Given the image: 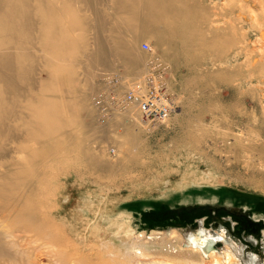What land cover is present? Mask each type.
I'll list each match as a JSON object with an SVG mask.
<instances>
[{"label": "rangeland", "instance_id": "obj_1", "mask_svg": "<svg viewBox=\"0 0 264 264\" xmlns=\"http://www.w3.org/2000/svg\"><path fill=\"white\" fill-rule=\"evenodd\" d=\"M167 1L136 0L150 6L144 21L132 0H0V92L15 128L0 140V264H100L97 235L114 234L120 216L124 230L174 228L221 251L224 232L242 264L264 263V130L222 131L242 93L264 86V0ZM97 38L103 64L91 58ZM253 41L261 54L248 73ZM157 69L167 74L153 84L165 83L173 109L147 121L138 107L133 125L124 95L138 74L146 94ZM259 102L252 110L264 119ZM41 121L60 123L51 136L65 143L44 166L52 141L35 136ZM37 176L26 205L22 188Z\"/></svg>", "mask_w": 264, "mask_h": 264}, {"label": "bare ground", "instance_id": "obj_2", "mask_svg": "<svg viewBox=\"0 0 264 264\" xmlns=\"http://www.w3.org/2000/svg\"><path fill=\"white\" fill-rule=\"evenodd\" d=\"M149 1H153L154 3H157L158 5H160V7L162 6L163 9H166V6H168L167 0H149ZM135 2L136 0L135 1L132 0L131 5H135L136 9L138 10L137 17L142 20L146 19L144 21H148L151 18L148 14V12L151 10L149 4L144 3L143 6L141 7V5L136 4ZM192 4L193 5H189L190 7L186 4H182L179 7H175V9L177 11L178 10L189 11L190 9L196 6L195 2H193ZM226 5H225V8H226ZM141 8L146 13V16L141 14ZM254 13L253 11L251 13H248V17H250V19L252 20L256 18ZM241 15H238V16H241ZM149 30H152L156 34L160 35L157 28L152 27ZM259 33H262V32H259ZM158 39H160V37H158ZM102 43L103 42L101 41V39L97 38V45L95 47L93 46L92 53H91L92 54L91 58L95 62H101V64H103L102 63L103 60L100 56L104 55L106 53V50L108 52L107 45H104ZM255 43L256 42L253 41L251 43V46L253 49H250L246 52L248 61L245 63V66H246L248 73H251L257 70L256 60H257V56L261 54V53H258L259 50L255 48ZM124 46L126 50L131 51L129 50L131 49V47L129 46L127 42L124 43ZM4 53L5 51L0 50V58L3 61L4 65L5 64L8 65L7 59L4 58L5 57ZM131 60H133V58H131L130 61ZM143 72L145 71L143 70ZM138 75H139L138 76L139 83L135 87V90H136L135 94L140 95L141 93L145 92V85H144L145 75L144 74H141V75L138 74ZM155 86H158V85L155 84ZM6 88L8 89V91H10V93H12L11 91L13 90H14L13 93L15 91L18 92V89L15 86L7 85ZM165 92L166 91H162V92L160 91L159 95L157 96L156 94L153 96V98L158 97V99H160V101L166 107L165 113H168L169 110L173 109L172 108L173 106L172 104L171 105L168 104L167 102L168 98L166 99L164 95ZM258 92L260 96L256 94L255 92H243L242 93L241 105L239 109L237 110V112L234 113V114H238L237 118L224 120L223 125H222L223 126L222 131H234V129H238L244 132L252 131L254 133L255 131H258V130L260 132L261 131L263 132L264 119L263 117L257 118L256 109L255 110H252V109L259 106L260 104L259 98L261 100L262 99L264 100V86H261L258 89ZM3 95L4 94L1 95V92H0V131H1L0 140L2 139L3 135H5V132H6L5 136H9L13 134L15 131L14 130L15 128L9 122V120H13L12 116L14 115V112L11 109L4 108L2 106ZM13 95L16 96V94H13ZM148 95L149 94H146L145 97H147ZM151 96L152 94H150L148 97H151ZM155 98L153 99V102L155 101ZM138 107H139V102L134 99H131L129 108L127 107L128 108L127 112L128 114H130L131 121L134 122L133 125L137 124V122L135 121L138 119V112H139ZM262 107L264 110L263 105ZM56 109H58V106H56ZM60 112L61 111L56 112V117L59 115ZM59 125L60 123H56L52 121L50 123L41 121L37 127L38 131L37 133H35L36 137H39L45 134L47 138L52 141V143H47L44 147L42 160L39 163L40 166L46 165L47 163H49L50 161H52L53 159L57 157V154H59V151L63 152L65 150L63 149V147H65L64 146L65 143L63 144V142L57 138L58 136L55 138L51 136L55 132H58ZM225 143L228 144L229 142L225 140ZM2 150L3 151L0 152L1 153L0 158L3 157L4 154L6 153L5 149H2ZM220 166L222 165L220 164ZM220 166L218 164L216 167L218 168ZM227 173L228 172L226 171V174ZM33 175L35 176V172ZM235 175L236 177H239L240 179L243 178L242 175H240L237 172L235 173ZM42 181L43 179L37 176L35 178H32L31 182H28L27 184L24 185V188H22L23 194L20 197L21 200L22 199L24 200L23 201L24 204L27 205L28 203V201L24 198L30 199V198H33L34 195L36 196V192L39 189V185L43 183ZM27 216L32 217L34 224L36 221L39 220V217H40L39 212L37 210H34V211L31 210L30 213L27 214ZM123 222H124V218L120 216L117 220L118 226L114 234H107L104 236L97 235L98 240H97V243L95 244L97 245V248L101 250V252H98V255L100 258L99 260L100 264H242V262L240 261L237 255L238 254L237 248L233 244L229 243V241H227L226 233L224 232L221 233V236L227 248L226 250L221 251L218 247H214L215 246L213 245L214 240L211 238H208L207 236H195L194 235L188 241L187 239L184 240L185 237L179 232H177L176 229L174 228H171L168 230L158 229V230H152V231L136 232L129 228L124 230L123 225H122ZM263 233H264V230H263ZM252 260L254 263H256L255 255L252 256Z\"/></svg>", "mask_w": 264, "mask_h": 264}, {"label": "built area", "instance_id": "obj_3", "mask_svg": "<svg viewBox=\"0 0 264 264\" xmlns=\"http://www.w3.org/2000/svg\"><path fill=\"white\" fill-rule=\"evenodd\" d=\"M141 48L144 51H149L150 50V46L148 45V43L146 42H142L141 43ZM165 74H167V72H162L159 71L158 69L152 73V70L150 71V74L147 75V92L146 94H152L151 97H145L146 94L141 93L140 95L134 94L132 90L126 92V94L124 96H126V99L124 101H128L129 99H134L136 101L139 102V108H140V112L141 116L145 119H150V120H154V121H158L161 120L162 118H164V116L166 115L165 113V109L166 107L163 105V103L160 101V99H158V97H154L155 101L153 102V96L157 94V96L159 95V92L163 91L164 87V82L161 81L160 84H162V86H154L153 83L156 82L155 78H160L161 80L164 81L165 79ZM164 78V79H163ZM109 81V82H108ZM105 80V82L110 83L111 80ZM149 92V93H148ZM102 99H103V95H98L94 100H95V105L99 110H105L104 105H102Z\"/></svg>", "mask_w": 264, "mask_h": 264}]
</instances>
